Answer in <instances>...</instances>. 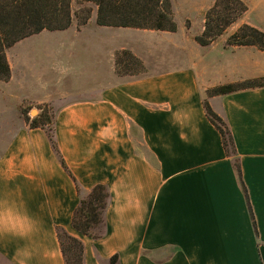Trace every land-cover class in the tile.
<instances>
[{
  "label": "crops",
  "instance_id": "obj_1",
  "mask_svg": "<svg viewBox=\"0 0 264 264\" xmlns=\"http://www.w3.org/2000/svg\"><path fill=\"white\" fill-rule=\"evenodd\" d=\"M93 17L48 72L16 67L10 51L23 40L7 52L0 264H66L59 228L83 243L84 264L114 256L120 264H264V87L208 96L264 78V51L202 46L185 25L169 32L97 24L103 29L83 33ZM244 24L264 32V21ZM123 52L144 73L119 74ZM206 102L233 134L248 199ZM27 107L35 118L51 108L59 154L47 130L26 120ZM98 185L111 200L94 239L73 227V216Z\"/></svg>",
  "mask_w": 264,
  "mask_h": 264
},
{
  "label": "trees",
  "instance_id": "obj_2",
  "mask_svg": "<svg viewBox=\"0 0 264 264\" xmlns=\"http://www.w3.org/2000/svg\"><path fill=\"white\" fill-rule=\"evenodd\" d=\"M92 3L98 8L97 24L104 27L137 28L176 32L177 24L171 0H78ZM244 0H216L207 12L205 30L196 41L208 46L225 32L248 11ZM73 0H0V80L7 82L11 78V68L7 60L6 50L18 42L48 31H66L73 23ZM92 18V10L85 9L79 16V26H85ZM229 45L256 46L264 51V32L248 24L227 40ZM135 58L129 52H124ZM140 64L141 61L137 58ZM121 65L117 58V67ZM264 78L247 80L236 84H227L208 91V96H225L239 91L263 88ZM205 108L210 121L220 131L223 145L228 156L234 158V166L242 181V171L233 134L227 122L217 115L209 104ZM23 113L28 114L24 108ZM27 121L31 127L47 130L49 138L57 154H59L55 138V118L48 110L36 118ZM63 165L66 164L61 159ZM67 168V167H66ZM243 184V181H242ZM248 199V192L243 184ZM111 200L109 188L96 186L88 195L81 196L78 208L73 216V227L80 233L98 239L99 231L105 225V215ZM59 238L66 264H84L85 248L83 243L69 235L64 229H58ZM109 264H120L118 256L110 259Z\"/></svg>",
  "mask_w": 264,
  "mask_h": 264
},
{
  "label": "rangeland",
  "instance_id": "obj_3",
  "mask_svg": "<svg viewBox=\"0 0 264 264\" xmlns=\"http://www.w3.org/2000/svg\"><path fill=\"white\" fill-rule=\"evenodd\" d=\"M215 1L216 0H171L174 21L177 24V28L180 25L181 29H184L185 25V27L189 29L193 35L196 34L198 36H201L205 30L207 12L213 7ZM244 2L249 8L248 11L241 17L239 21H237V23L233 24L223 36L218 37L214 41L215 43L224 41L223 44L227 45L226 41L228 40V38L235 34L245 22H254L257 24H260L261 22L263 23L264 0H244ZM85 9L92 10V17L97 14L98 10L95 4L73 0L74 18L72 26L69 28L71 29L73 27V30H45L40 34L23 40L17 47L11 50L10 55L13 59L15 58L14 61L16 62V67L19 69H23L24 62H27L31 67L38 66L37 68L39 69V71L43 73L44 71H50L52 66L55 64L54 62H56V53L69 51L71 46L75 48L79 44V39L73 38L77 36L73 31H75V28H81V26H79V16H83V12L85 11ZM92 25H95V27L91 26L89 27L87 32L83 33L91 34L92 30L94 29H103L102 27L97 26L94 17ZM95 33H97L98 35H102V33L98 31ZM61 46H64V48L60 49ZM8 51L9 49L6 50V56ZM118 58L121 62L119 68L117 67L119 74L144 73L145 67L140 64L138 60H135V58L133 59L127 54H124V52L121 53ZM26 109H28V112H30L31 110L29 107H27ZM45 109L51 112V108L49 109L47 107ZM35 115H37V109H33L31 113H29V115H25L26 120L32 117L35 118Z\"/></svg>",
  "mask_w": 264,
  "mask_h": 264
}]
</instances>
